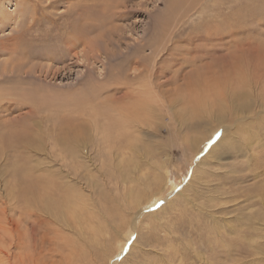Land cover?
<instances>
[{
    "label": "rangeland",
    "instance_id": "obj_1",
    "mask_svg": "<svg viewBox=\"0 0 264 264\" xmlns=\"http://www.w3.org/2000/svg\"><path fill=\"white\" fill-rule=\"evenodd\" d=\"M111 1L0 0V264H264V109L209 138L219 99L227 123L263 103L264 0ZM47 192L74 218L48 223Z\"/></svg>",
    "mask_w": 264,
    "mask_h": 264
},
{
    "label": "bare ground",
    "instance_id": "obj_2",
    "mask_svg": "<svg viewBox=\"0 0 264 264\" xmlns=\"http://www.w3.org/2000/svg\"><path fill=\"white\" fill-rule=\"evenodd\" d=\"M117 0H112L111 1V3L110 4H107V6H105V7H108L109 5L111 6V8H113V7H116L118 4H120L121 2H116ZM123 2L124 1H126V0H122ZM112 4H113V6H112ZM102 6V5H101ZM110 8V9H111ZM100 10V9H99ZM87 11V10H86ZM89 11V10H88ZM103 11V10H102ZM101 11V12H102ZM108 11V10H107ZM82 12V11H81ZM109 13V12H108ZM107 13V14H108ZM83 14V13H82ZM82 14H81V16L80 17H82ZM86 15V18H88L87 16H89V14H88V12L85 14ZM84 15V16H85ZM106 15V14H105ZM185 15V14H184ZM101 16V15H100ZM216 16V15H215ZM109 17V16H108ZM189 17V16H188ZM217 17V16H216ZM106 18V17H105ZM81 19H83V17L81 18ZM80 20V19H79ZM83 20H85V19H83ZM107 20V19H106ZM210 20V19H209ZM75 21V20H74ZM88 21V20H87ZM97 21V20H96ZM76 23V22H75ZM78 23V22H77ZM76 23V24H77ZM81 23H83V24H81ZM81 23H79L77 26L76 25H73L72 26V28H71V30H70V32H69V34H68V37H69V39H81V37L84 35V33L86 32L85 31V29H88V27H86V26H88L87 24L85 25V23H84V21H82ZM87 23V22H86ZM98 23H99V21H98ZM97 23V24H98ZM72 24V23H71ZM80 25V26H79ZM92 25V24H91ZM90 25V26H91ZM98 25H100V24H98ZM206 25V24H205ZM219 27V26H218ZM218 27H216L213 31H209L207 34L208 35H219L220 33H221V31H217V30H219L218 29ZM90 28V27H89ZM99 28V27H98ZM101 28H103V27H101ZM101 28H99L100 30H101ZM70 29V28H69ZM206 29V28H205ZM103 30V29H102ZM101 30V31H102ZM216 31H217V34H215L216 33ZM214 32V33H213ZM205 33V31L203 32V34ZM87 33H85V35H86ZM88 34H89V32H88ZM67 35V34H66ZM87 36V35H86ZM85 40V39H84ZM84 40H81V42H83ZM89 40V39H88ZM86 41V40H85ZM67 42V41H66ZM77 41H75V43H76ZM80 42V41H79ZM80 42V43H81ZM93 42H95L94 40H93ZM73 43V40H72V42H71V44ZM75 43H73V45L75 46V47H77L76 45H75ZM77 44V43H76ZM73 45H71V48L73 47ZM78 45V44H77ZM142 46H143V44H142ZM70 47V46H69ZM141 47V46H140ZM212 47V46H211ZM67 48V47H66ZM70 48V49H71ZM143 48V47H142ZM196 49V48H195ZM211 49H213L212 51H214V48L212 47ZM218 49V48H217ZM189 50V49H188ZM200 50V49H199ZM193 51H195V50H193ZM201 51V50H200ZM204 51V50H203ZM68 52V51H67ZM202 52V51H201ZM201 52H200V55H201ZM186 53V52H185ZM204 53V52H203ZM196 54V53H195ZM205 54H206V51H205ZM207 54H209V53H207ZM112 55V54H111ZM184 55V54H183ZM192 55V54H191ZM137 56V55H136ZM204 56V55H203ZM202 55H201V57H203ZM139 57V56H138ZM200 57V56H199ZM198 57V58H199ZM263 57V56H262ZM131 58H132V56H131ZM202 59V58H201ZM199 60H200V58H199ZM224 60V59H223ZM138 62H140V58H135V59H133V60H131L130 59V63L128 64V66L129 65H131L132 66V64H134V63H138ZM196 62V61H195ZM218 64V63H217ZM255 65V64H254ZM264 65V64H263ZM216 66H218V65H216ZM230 66V65H229ZM219 67V66H218ZM257 67V66H256ZM259 67V66H258ZM238 67L237 66H235V65H231L230 67H229V69L228 70H225V66L223 65L222 67H219V69L220 70H222V72L224 71H227V72H229V73H232V76H234L235 75V72H236V69H237ZM159 69V68H158ZM111 70V69H110ZM157 70V69H156ZM238 70V69H237ZM148 73V75L150 76V75H152L151 73H150V71H148L147 72ZM238 73V72H237ZM157 73H154V75L153 76H157L156 75ZM147 76V75H146ZM148 77V76H147ZM194 77H196V76H194ZM200 77V76H199ZM235 77H236V75H235ZM137 78V77H136ZM150 78H151V76H150ZM240 78V77H239ZM239 78L237 77V82H238V84H241V81H239ZM235 79V78H234ZM148 80V83H151V82H149V78L147 79ZM215 80V79H214ZM235 81V80H234ZM243 81V80H242ZM259 81V80H258ZM146 82V81H145ZM216 82V81H215ZM147 83V84H148ZM258 83V82H257ZM257 83H255V86L256 87H258V84ZM100 84V83H99ZM139 84V83H138ZM144 84V83H143ZM101 85V84H100ZM206 84H204V82L202 83V85H200V86H198V89L201 91V93H203V91H204V89H205V86ZM243 85V84H242ZM98 86V85H97ZM95 87V89H94V91L92 92V96L95 98V96L98 94V89H100L101 87ZM141 86H142V84H141ZM148 86V85H147ZM196 88V87H195ZM100 92V91H99ZM90 94V93H89ZM143 94V93H142ZM128 95V90H126L125 89V91H123L119 96H117L116 98H115V100H114V104H112L111 103V101H110V103L109 102H107L108 104L107 105H109V106H111L110 107V110L111 111H113V113H115V114H117L118 116L120 115V117H122V118H124V116L126 117V116H131V114L133 113V110H132V108H134V106H131V107H128V108H121L120 107V103L119 102H121L123 99H124V97H126ZM89 96V95H88ZM131 96V95H130ZM97 97V96H96ZM139 97V96H138ZM131 98V97H130ZM146 98V97H145ZM262 99H264L263 97H262ZM154 101V100H153ZM237 101H238V99H237ZM235 104V99L234 98H227V99H219V107H220V109L219 110H217L214 114H213V119H217L219 122H218V125H221L219 128L218 127H216V128H214V130H212L211 132H210V136H209V138L212 136V134L214 133V132H216L217 130H221V129H223L224 128V130L225 129H228L229 127H232L233 125H232V122L235 120V119H237V120H244V121H247V123H249V124H251V123H253V121H251V117H252V115H254L255 114V112L257 111V109H259V108H261V109H264V100H263V103L261 104V105H259L258 106V108H256L253 112H250V113H247V115L246 116H244V117H240V116H235V117H233V119L230 121V123L228 122H226V116L224 115V110L225 111H228L229 109H228V107H233V105ZM126 105V104H125ZM127 106V105H126ZM136 106V105H135ZM108 107V106H107ZM233 109H231V110H229L228 112L231 114V111H232ZM82 111V110H81ZM95 113V112H94ZM97 113V112H96ZM114 114V115H115ZM136 114H137V112H136ZM232 115V114H231ZM231 115H230V117H231ZM211 116V113L209 114V117ZM115 117H116V115H115ZM133 117V116H132ZM131 118V117H130ZM127 121V120H126ZM201 121H202V119H201ZM237 125V122L234 124V126H236ZM227 126V127H226ZM226 127V128H225ZM218 128V129H217ZM73 130H70V131H66L65 133H64V135L62 136V137H59V138H57V140H55V143L56 144H58L59 145V147H60V150L63 152V153H72L73 152V150L78 146V142H79V138H80V135H79V133H77L76 132V127H73L72 128ZM223 130V131H224ZM33 135V134H32ZM32 138H35L36 139V144H40L41 146H42V141H41V136H33ZM208 139V136L206 137V139H204V140H202L201 141V143H200V145H199V143H197V145H195L194 147H193V149H195L196 150V152H195V154H197V153H199L200 152V150H201V146L202 145H204V144H206L207 143V140ZM84 141L85 140H83V143H84ZM219 141H221L220 140V138H219V140L218 141H216V143L214 144V145H212L210 148H209V153H211V151L213 150V149H215V147H216V144L219 142ZM29 143H33V140L32 141H29V139L27 140V142H26V144H29ZM43 147V146H42ZM29 149H27V150H32L30 147H28ZM37 151H39V150H37ZM36 152V151H35ZM194 154V155H195ZM67 155V154H66ZM193 155V156H194ZM207 155V153L206 154H204L203 155V157H205ZM203 158H201L200 159V161L202 160ZM61 160V159H60ZM39 161V160H38ZM62 161V160H61ZM61 163V162H60ZM62 166V165H61ZM67 167V166H66ZM38 168H40V166H39V164L36 162V166H35V169L37 170ZM19 169V168H18ZM35 170V171H36ZM32 171V170H31ZM13 173H15V172H13ZM48 173V172H47ZM46 173V174H47ZM55 173V172H54ZM37 174H38V172H37ZM15 175V174H14ZM51 175V174H50ZM54 175V174H53ZM25 176V175H24ZM53 177V176H52ZM161 177V176H160ZM193 178V177H192ZM192 178L189 180V182L186 184V186L180 191V193L181 194H183V191L189 186V184L191 183V181H192ZM24 179V178H23ZM155 180H160V178L158 179V176L157 177H155L154 178ZM19 180H21V179H19ZM26 180V179H25ZM25 182V181H24ZM47 182V181H46ZM16 182H14V184H15ZM54 183V182H53ZM152 183V182H151ZM26 186H28V187H37V188H40V187H42V179H40L39 177H37L34 173H31V175H30V178L26 181ZM23 187V186H22ZM45 187V186H44ZM48 187V186H47ZM59 189V188H58ZM25 190V189H24ZM36 190V189H35ZM46 190V189H45ZM44 190V191H45ZM24 192V191H23ZM49 193L50 192H47V194H46V196H44V198H43V204H42V206H43V208H44V213H46V214H48V219H47V222L48 223H52V222H55V223H62V222H64L65 223V220L67 219V217H69V218H74V213H75V209H76V202H77V199L76 198H74L73 196H70V195H63L62 197H59V199H52L51 198V196H49ZM51 193H53V192H51ZM160 193V192H159ZM158 193V194H159ZM31 194H33V193H31ZM31 194H29V198H31ZM179 194V193H178ZM35 195V194H34ZM164 195V194H163ZM162 195V196H163ZM161 196V197H162ZM160 197V198H161ZM28 198V197H27ZM57 198V197H56ZM157 199H159V196H157V194H150V197L148 198V201H146L145 203L146 204H153L154 202H156V200ZM142 202H140L139 200L137 201L136 200V203H135V207L133 208L134 210H133V212H134V215H135V218H137V216H139V212L137 211L138 209H139V207L141 208L142 207ZM132 215V214H131ZM69 221V220H68ZM129 221V220H128ZM214 223L217 225V223H218V218H215L214 217ZM221 223V222H220ZM53 224V223H52ZM227 224V223H226ZM57 225V224H56ZM221 225V224H220ZM43 228V227H42ZM50 228V227H49ZM38 229V228H37ZM36 229V230H37ZM46 229V228H45ZM46 231V233L47 232H49V230H48V228L46 229V230H44V232ZM36 232V231H35ZM34 232V233H35ZM56 233V232H55ZM36 235V234H35ZM43 235V234H42ZM45 235V234H44ZM129 235H131V233H129L128 234V236ZM43 237V236H42ZM35 239V238H34ZM43 239V238H42ZM127 238H125V240H126ZM125 240L118 246V250H120L121 248H122V246H123V244H124V242H125ZM118 252V251H117ZM116 252V253H117ZM111 257H113V255L111 256ZM106 264V263H105Z\"/></svg>",
    "mask_w": 264,
    "mask_h": 264
}]
</instances>
